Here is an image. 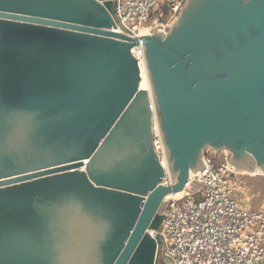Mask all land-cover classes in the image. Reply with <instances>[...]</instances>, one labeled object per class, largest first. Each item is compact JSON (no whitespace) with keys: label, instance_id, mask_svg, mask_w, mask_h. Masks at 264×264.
Wrapping results in <instances>:
<instances>
[{"label":"water","instance_id":"95a60500","mask_svg":"<svg viewBox=\"0 0 264 264\" xmlns=\"http://www.w3.org/2000/svg\"><path fill=\"white\" fill-rule=\"evenodd\" d=\"M113 12L0 0V264H157L148 231L206 150L264 174V0H186L138 38Z\"/></svg>","mask_w":264,"mask_h":264},{"label":"built area","instance_id":"2783aa9c","mask_svg":"<svg viewBox=\"0 0 264 264\" xmlns=\"http://www.w3.org/2000/svg\"><path fill=\"white\" fill-rule=\"evenodd\" d=\"M186 0H114V31L138 38L146 31L167 32ZM153 19V23L147 26ZM139 49V50H138ZM132 53L145 68L143 51ZM153 149L164 158L161 135L154 127ZM230 154L204 152V168L179 197H165L158 256L165 264H264V210L242 209ZM165 183H169L165 180ZM199 184V190L192 189ZM153 235V236H154ZM159 258V257H158Z\"/></svg>","mask_w":264,"mask_h":264},{"label":"rangeland","instance_id":"374dc122","mask_svg":"<svg viewBox=\"0 0 264 264\" xmlns=\"http://www.w3.org/2000/svg\"><path fill=\"white\" fill-rule=\"evenodd\" d=\"M152 21L153 19L148 22L147 26H150ZM155 121L157 123L156 119ZM165 180L169 182L171 179L167 175ZM199 186V184H194L192 189L199 190ZM236 197L242 209L264 210V174L238 173ZM158 257L157 264H165L160 256Z\"/></svg>","mask_w":264,"mask_h":264},{"label":"bare ground","instance_id":"6f19581e","mask_svg":"<svg viewBox=\"0 0 264 264\" xmlns=\"http://www.w3.org/2000/svg\"><path fill=\"white\" fill-rule=\"evenodd\" d=\"M143 35H149V34L146 31H144L143 32ZM133 52L136 53V54H138L137 47L133 48L132 53ZM140 68H141V70H140L141 81L139 83V89L144 90V91H147L150 94V92H149V90H150V84H149V80H148V77H147L146 68H144L143 65H141ZM156 125H157V123H156V121H154V127L156 129H158V126H156ZM164 161H165V164H164ZM81 163H82L83 166L81 168H79V170L80 171H85V165L88 163V160H86V159L85 160H82ZM162 164L164 166H166V158H165V156L162 159ZM241 173H243V172H241ZM244 173H247V172H244ZM257 173H260V172L257 170L255 173H249V174H257ZM193 175H194L193 172H191L189 174V180L188 181H191L192 180ZM181 194H182V192L179 191V192H177L175 194L169 195L168 197H170V196L179 197ZM148 233L153 237V235H154L155 232L148 231Z\"/></svg>","mask_w":264,"mask_h":264}]
</instances>
